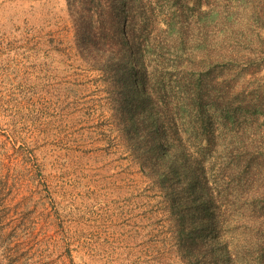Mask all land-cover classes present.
Wrapping results in <instances>:
<instances>
[{"label":"rangeland","instance_id":"1","mask_svg":"<svg viewBox=\"0 0 264 264\" xmlns=\"http://www.w3.org/2000/svg\"><path fill=\"white\" fill-rule=\"evenodd\" d=\"M116 12L128 67L121 79L80 56L67 0H0V256L187 264L192 253L229 264L216 242L228 239L241 244L235 264H255L242 245L264 237V195L246 198L243 174L264 181V157L252 156L264 148V0H123ZM110 37L86 43L115 51ZM128 77L173 110L176 98L187 99L184 111L232 109L219 125L224 142L242 143L253 160L208 158L211 179L231 182L221 194L233 204L218 203L221 234L191 201L203 196L182 163L176 175L163 166ZM187 121L179 127L197 147L204 134ZM252 206L257 217L247 219Z\"/></svg>","mask_w":264,"mask_h":264},{"label":"trees","instance_id":"2","mask_svg":"<svg viewBox=\"0 0 264 264\" xmlns=\"http://www.w3.org/2000/svg\"><path fill=\"white\" fill-rule=\"evenodd\" d=\"M119 1L123 2V0H67V4L72 22L76 28V43L80 56L90 63L91 67L100 69L102 73L109 72L112 77L121 79L128 75V67L125 65L127 60L123 47L124 41H121L118 29L114 27ZM79 33L81 34L80 39L78 36ZM103 34L106 36L111 35V40L117 41L118 47L115 51H111V49L102 43L100 45L96 44L94 46H90L86 43L90 37L96 40L101 38ZM135 53L137 52L135 51ZM112 54L115 57L112 58ZM107 57H109V59ZM138 66H140L141 71H144L145 79L148 78L150 75L146 66H144L143 63H138ZM128 78L131 82L130 85L133 87L132 95L138 98L137 106L142 107L144 112L143 120L146 121L147 126L150 128V133L148 135L154 142V147L158 149V152H160L163 156L161 158L163 166L169 170L168 173L172 172L174 175H176L177 169H175V165L176 163H182L185 172L188 175V182L194 183L199 193L203 196L202 199H198L197 196L193 197L191 201L201 212L205 213L208 219L213 220V218H215L216 225H214L215 227L217 226V230L219 229L221 234V225L218 224L220 222L218 211L223 213L224 209H222L218 203L224 201L226 203L233 204V201H231L232 198H230L228 201L221 194V192L225 191L226 188H231V182L228 180L229 176L227 178V174L223 175L224 177L217 176L215 179H211V167L209 166L210 161L208 158L223 156L232 159L233 162H235V160L241 162L246 156H248L249 160H253L252 157L249 156L251 155V152L247 151L242 143L239 145L237 144L238 142L236 143V141L233 142L234 144L232 142H224V131L219 127V125L220 122L224 124L225 120L229 118L232 109L229 106L225 107V111L223 113L218 111V109L211 111L196 109L194 111H184L182 107L183 105L180 104L182 103L187 105V99L176 98V103H178V106H175L173 110L170 104H162L163 101L161 102L155 96H153L152 92L149 90V87V92L143 94V83L141 81H138L137 79L133 81L132 78ZM196 100H198V98ZM196 104V101L191 99L190 105ZM134 116L135 115L133 111H128V120L134 128H138V125H136L135 121L133 120ZM203 119L205 120L204 122H202ZM181 121H187V123L194 124L190 126L193 132H196L195 129L198 130V128H201L204 136L203 139L197 144V147H191L187 144L184 138L185 134L183 133L185 130L179 127ZM159 122L161 123L160 126L157 125ZM236 128H238L237 131L234 129H230L229 131L233 137L237 136L241 129L240 126ZM244 131L245 129L242 128V133ZM171 146L177 147L175 149V156L169 151ZM255 152V155H252L254 156V160H258L259 157H264V148L258 151L256 150ZM166 156H168V159L165 160L164 157ZM227 168L234 171L237 169L236 165ZM243 175H245L244 179L246 180L248 186V189L245 190V197H249L252 201V199L263 196V179L249 176L246 174V172ZM229 194L231 195L233 193L230 192ZM209 205L213 206V209H211L213 215H211V217L208 215L209 209L207 207H209ZM256 208L258 207L253 208L252 206L251 209H247V211H249L247 219L257 217L254 214V210H256ZM243 218L247 220L245 217ZM260 230L263 231V229ZM218 240L219 239H216V242L218 244V250H220V254L225 256V260L227 258L229 264H235L238 248L241 247L239 240H236L235 242H232L228 239H221V241ZM242 249H246L247 252L250 250L252 251V253H249V255L250 260L253 263L264 264V237L259 238L257 236L256 240L254 241L246 240L245 245H242ZM191 255L192 253L188 254L189 259L187 258L186 260L187 264H208L201 261L196 255H194V257ZM218 256L215 257L214 254L209 255V264H215ZM0 264L8 263H5L0 256Z\"/></svg>","mask_w":264,"mask_h":264}]
</instances>
